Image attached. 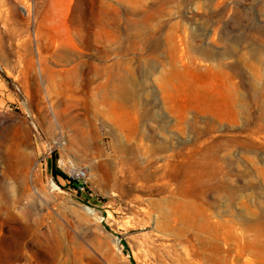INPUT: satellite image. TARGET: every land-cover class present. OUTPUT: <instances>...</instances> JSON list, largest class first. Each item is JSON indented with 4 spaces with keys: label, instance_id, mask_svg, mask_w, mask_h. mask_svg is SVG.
Masks as SVG:
<instances>
[{
    "label": "rangeland",
    "instance_id": "1",
    "mask_svg": "<svg viewBox=\"0 0 264 264\" xmlns=\"http://www.w3.org/2000/svg\"><path fill=\"white\" fill-rule=\"evenodd\" d=\"M63 64L122 81L77 130ZM258 228L264 0H0V264H261Z\"/></svg>",
    "mask_w": 264,
    "mask_h": 264
},
{
    "label": "bare ground",
    "instance_id": "2",
    "mask_svg": "<svg viewBox=\"0 0 264 264\" xmlns=\"http://www.w3.org/2000/svg\"><path fill=\"white\" fill-rule=\"evenodd\" d=\"M64 60L67 61V56H63ZM118 64V63H116ZM115 64V65H116ZM59 65V64H58ZM65 68L62 69H56V68H50L48 66L45 67V70L49 73L50 79H54L59 74H64V77L57 83L55 82V95L57 98L60 99V101L64 102L66 104V107L62 110H59L58 113L61 116V118L64 120V124L73 127L75 130H77V126L74 123V117L75 114L73 112V106H74V95L76 92L80 89H88L90 92H99L103 98H107L108 93L112 95L114 98H118L121 96V86L122 81L119 77V71H118V65H114L113 70L110 71L111 76V83H107L103 81V78L105 77L106 73L108 72V69L102 66V64H96L93 67L92 75L88 79V82L85 84L80 83L79 84V66L77 67H68L67 64H63ZM107 90L109 92H107ZM57 120V118H55ZM256 237L254 241H259L261 235L264 234V228H258L256 230ZM118 242H121L120 239H118ZM261 264H264V257L261 261Z\"/></svg>",
    "mask_w": 264,
    "mask_h": 264
},
{
    "label": "trees",
    "instance_id": "3",
    "mask_svg": "<svg viewBox=\"0 0 264 264\" xmlns=\"http://www.w3.org/2000/svg\"><path fill=\"white\" fill-rule=\"evenodd\" d=\"M54 175H55L56 177H57V176H61V177L65 178V179L70 180L71 182L74 183V186H75L77 189H81V188L84 186L83 184H81V182H80L79 180L74 179V178H70L68 175L62 173L61 171H57V170L54 171Z\"/></svg>",
    "mask_w": 264,
    "mask_h": 264
},
{
    "label": "built area",
    "instance_id": "4",
    "mask_svg": "<svg viewBox=\"0 0 264 264\" xmlns=\"http://www.w3.org/2000/svg\"><path fill=\"white\" fill-rule=\"evenodd\" d=\"M69 167L71 170L75 173V177L78 179H82L86 176V172L83 169H77L74 167V163L72 161H69ZM74 177V176H73Z\"/></svg>",
    "mask_w": 264,
    "mask_h": 264
},
{
    "label": "water",
    "instance_id": "5",
    "mask_svg": "<svg viewBox=\"0 0 264 264\" xmlns=\"http://www.w3.org/2000/svg\"><path fill=\"white\" fill-rule=\"evenodd\" d=\"M124 241V240H123ZM125 242V241H124Z\"/></svg>",
    "mask_w": 264,
    "mask_h": 264
}]
</instances>
